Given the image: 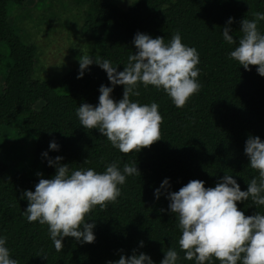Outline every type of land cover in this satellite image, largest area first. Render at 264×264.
<instances>
[{
    "label": "trees",
    "instance_id": "trees-1",
    "mask_svg": "<svg viewBox=\"0 0 264 264\" xmlns=\"http://www.w3.org/2000/svg\"><path fill=\"white\" fill-rule=\"evenodd\" d=\"M26 1L0 0V44H5L9 60L0 65L6 68L0 84V128L19 121L17 134H27L34 142L35 162L44 173L40 178L54 175L55 168L47 159L56 156L70 169L93 168L98 172L108 163L118 162L122 167L136 162L140 176L126 178L115 203L91 210L86 222L95 221L94 242L65 237L63 249L57 252L47 225L29 223L22 214L27 206L22 193L33 191L40 178L8 174L0 156V235L7 238L10 257L18 264H106L121 254L127 258L135 249L159 264L164 251L173 248L178 264H193L183 258L178 221L167 210L165 195L156 199L153 190L164 178L173 192L190 180L214 187L219 178L229 174L243 191L257 175L248 166L243 149L249 136L264 141V77L256 72L257 66L249 65L246 71L229 58L235 45L223 40L222 28L231 17L229 34L238 39L242 35L240 20L252 19V12H264V0H132L123 9L106 0H69L85 7L83 30L94 47L88 55L110 60L118 72L127 64L128 55L136 52L132 40L137 32L162 37L167 44L178 31L181 42L195 47L199 54L197 79L201 88L182 108L174 106L163 90L138 86L140 95L131 99L159 105L161 139L129 154L113 148L96 129L83 128L76 117L80 104H97L101 84L109 86L105 71L98 65H89L81 78H77L78 64L59 79L34 77L40 64L38 49L22 42L7 11L8 4L24 6ZM45 1L37 0V4ZM258 30L264 34V21ZM2 60L0 53V64ZM57 88L66 91L58 94ZM122 93L123 86L116 85L111 96L116 101ZM24 111L27 115L20 118ZM50 141L59 145L57 150L48 149ZM43 152L47 157L41 155ZM237 208L245 216L264 213V206L255 207L250 201L237 202ZM213 264L219 262L213 260Z\"/></svg>",
    "mask_w": 264,
    "mask_h": 264
},
{
    "label": "clouds",
    "instance_id": "clouds-1",
    "mask_svg": "<svg viewBox=\"0 0 264 264\" xmlns=\"http://www.w3.org/2000/svg\"><path fill=\"white\" fill-rule=\"evenodd\" d=\"M252 19L240 20L241 36L230 35L232 18L222 28L223 40L235 45L228 53L230 59L238 62L246 71L255 65L256 72L264 77V34L258 24L264 21V12H252ZM132 44L135 54H129L122 71L104 58L82 55L78 59L77 78H81L88 66L95 63L105 71L109 86L98 88V102L95 106L82 103L76 108V117L83 128L96 129L106 137L111 146L121 153H137L161 139L162 116L156 102L141 104L131 97H138V86L163 90L174 106L182 108L188 99L198 93L201 84L199 76V54L195 47L181 42L177 31L166 44L162 37L152 38L148 34L135 33ZM116 85L123 86L122 97L114 101L111 93ZM55 141L48 144L49 150H57ZM248 166L257 175L241 190L229 174L219 178L214 187H204L202 180H190L177 191H170L169 180L164 178L153 190L154 198L165 195L167 210L175 215L180 230L179 248L184 259L193 264H264V213L256 211L245 216L238 210L237 202L250 201L255 207L264 206V141L258 136H249L244 145ZM47 157V152L41 153ZM61 156L47 159L55 168L50 178H40L33 191L24 190L21 198L27 200L23 210L26 220L47 225L48 236L54 249L59 252L65 237H72L80 243L95 240V221L87 223L91 210H101L115 203L121 195V186L129 176H140L136 162L108 163L102 172L93 168L70 169L62 164ZM86 161V160H85ZM38 177L41 173H36ZM164 189L165 192H162ZM164 211V209H160ZM6 236L0 235V264H18L10 257ZM143 246V241H140ZM175 249L164 251L159 264H178ZM106 264H154L143 252L135 249L127 258L123 254L116 261Z\"/></svg>",
    "mask_w": 264,
    "mask_h": 264
},
{
    "label": "rangeland",
    "instance_id": "rangeland-1",
    "mask_svg": "<svg viewBox=\"0 0 264 264\" xmlns=\"http://www.w3.org/2000/svg\"><path fill=\"white\" fill-rule=\"evenodd\" d=\"M125 8L132 0H106ZM14 32L25 44L36 45L39 56L38 71L34 77L40 80L59 79L61 75L78 64V59L93 50V44L83 30L85 7L76 6L69 0H48L37 4L27 0L24 6L7 5ZM3 60L8 63L5 44H0ZM0 66V84L6 68ZM1 90V89H0ZM65 88H57L62 94ZM38 108V107H37ZM24 111L21 117L26 116ZM19 121L12 126L0 128V156L7 166L8 174L22 173L28 178L43 177L41 164H36L34 142L27 134H17ZM41 173L38 177L36 173Z\"/></svg>",
    "mask_w": 264,
    "mask_h": 264
}]
</instances>
